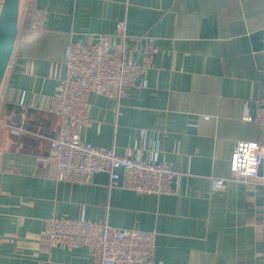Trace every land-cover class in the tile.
<instances>
[{"label":"crops","instance_id":"1","mask_svg":"<svg viewBox=\"0 0 264 264\" xmlns=\"http://www.w3.org/2000/svg\"><path fill=\"white\" fill-rule=\"evenodd\" d=\"M123 18L137 62L147 42L158 48L147 85L119 100L91 93L80 133L170 164L173 193L111 185L106 172L60 180L51 155L64 126L48 108L67 47L113 35ZM18 27L0 85V264H93L89 246H49L53 215L154 230L152 264H264V187L212 188L229 175L236 143L262 138L244 112L264 104V0H20Z\"/></svg>","mask_w":264,"mask_h":264},{"label":"built area","instance_id":"2","mask_svg":"<svg viewBox=\"0 0 264 264\" xmlns=\"http://www.w3.org/2000/svg\"><path fill=\"white\" fill-rule=\"evenodd\" d=\"M127 37V20L123 18L118 20L113 35L97 34L87 43H70L67 47L66 74L59 79L48 108L64 126V131L51 141V155L57 160L60 180L86 183L96 173L106 172L111 185L139 193H173L177 172L170 164L150 161L132 150L119 153L115 148L95 146L80 133L91 122V93L119 100L137 82L143 87L147 85L142 75L154 65L158 48L147 42L144 61L139 63L133 58ZM245 106L244 118L260 124L262 138L236 143L230 173L227 177H213V190L223 189L229 180L264 187V104L257 107L255 115L250 114L247 102ZM21 129L13 128L16 132ZM249 154L258 162L254 170L243 174V168L233 165L237 161L243 163ZM43 233L50 247L89 246L93 264H152L157 237L154 230L120 228L84 215L78 219L50 216L44 220Z\"/></svg>","mask_w":264,"mask_h":264},{"label":"water","instance_id":"3","mask_svg":"<svg viewBox=\"0 0 264 264\" xmlns=\"http://www.w3.org/2000/svg\"><path fill=\"white\" fill-rule=\"evenodd\" d=\"M20 0H3L0 10V85L11 60L19 31Z\"/></svg>","mask_w":264,"mask_h":264},{"label":"clouds","instance_id":"4","mask_svg":"<svg viewBox=\"0 0 264 264\" xmlns=\"http://www.w3.org/2000/svg\"><path fill=\"white\" fill-rule=\"evenodd\" d=\"M254 147V145H253ZM257 160L251 155L249 154L248 156H246L244 158L243 163H240L239 161H237L236 163H234V167H241L244 169V173L243 174H248L249 172H251L252 170H254V167L257 165Z\"/></svg>","mask_w":264,"mask_h":264}]
</instances>
